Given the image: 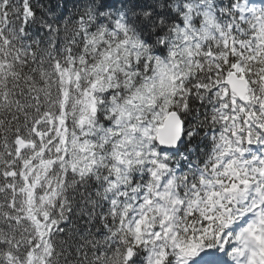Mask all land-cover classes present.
<instances>
[{
    "label": "snow or ice",
    "instance_id": "6c2138e0",
    "mask_svg": "<svg viewBox=\"0 0 264 264\" xmlns=\"http://www.w3.org/2000/svg\"><path fill=\"white\" fill-rule=\"evenodd\" d=\"M0 264H264V0H0Z\"/></svg>",
    "mask_w": 264,
    "mask_h": 264
}]
</instances>
